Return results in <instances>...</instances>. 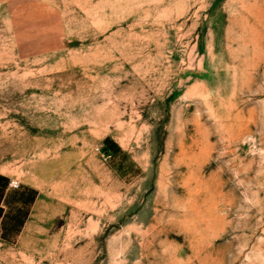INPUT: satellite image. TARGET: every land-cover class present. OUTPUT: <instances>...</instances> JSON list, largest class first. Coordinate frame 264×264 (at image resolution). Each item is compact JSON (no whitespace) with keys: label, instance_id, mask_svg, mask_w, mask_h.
<instances>
[{"label":"rangeland","instance_id":"rangeland-1","mask_svg":"<svg viewBox=\"0 0 264 264\" xmlns=\"http://www.w3.org/2000/svg\"><path fill=\"white\" fill-rule=\"evenodd\" d=\"M28 187L0 264H264V0H0Z\"/></svg>","mask_w":264,"mask_h":264},{"label":"crops","instance_id":"crops-1","mask_svg":"<svg viewBox=\"0 0 264 264\" xmlns=\"http://www.w3.org/2000/svg\"><path fill=\"white\" fill-rule=\"evenodd\" d=\"M12 187V185H10ZM13 188V187H12ZM15 188V187H14ZM34 189L32 187H28L27 189L23 188L20 193H24V198L27 201H22L18 195L10 194L7 201H4V197L0 199V207L3 209L0 212V230H3V226L6 224V230L3 231L4 234L11 236L12 234H20V230H17L18 223H15V215H17L18 208H22L23 211L29 209V212L32 213L33 208L31 207L33 203L36 201V193H34ZM34 197L33 202L32 198ZM34 205V204H33ZM24 224V223H23ZM13 236V235H12Z\"/></svg>","mask_w":264,"mask_h":264},{"label":"trees","instance_id":"trees-1","mask_svg":"<svg viewBox=\"0 0 264 264\" xmlns=\"http://www.w3.org/2000/svg\"><path fill=\"white\" fill-rule=\"evenodd\" d=\"M35 193V192H34ZM11 193H9V196H10ZM13 195H18L19 197H21L20 199L22 201H27L26 198H24V193H13ZM34 200V197L32 198V201H30V204L31 202H33ZM29 214V208L26 209L25 211H23L22 208H18V212H17V215H15V223H18V227H17V230L19 231L21 229V227L23 226V223H24V219H25V216H27ZM6 230V224L5 226H3V231Z\"/></svg>","mask_w":264,"mask_h":264},{"label":"built area","instance_id":"built-area-1","mask_svg":"<svg viewBox=\"0 0 264 264\" xmlns=\"http://www.w3.org/2000/svg\"><path fill=\"white\" fill-rule=\"evenodd\" d=\"M11 185H12L13 187L17 188V187L19 186V183L16 182V181H12V182H11Z\"/></svg>","mask_w":264,"mask_h":264}]
</instances>
